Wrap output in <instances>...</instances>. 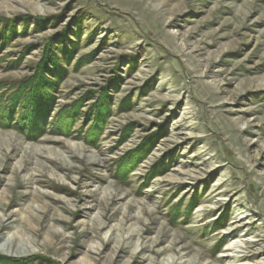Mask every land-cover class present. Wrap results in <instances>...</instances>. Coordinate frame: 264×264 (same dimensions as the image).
Returning <instances> with one entry per match:
<instances>
[{"label":"rangeland","instance_id":"rangeland-1","mask_svg":"<svg viewBox=\"0 0 264 264\" xmlns=\"http://www.w3.org/2000/svg\"><path fill=\"white\" fill-rule=\"evenodd\" d=\"M0 21V264H264V0H0ZM61 39L34 131L21 81Z\"/></svg>","mask_w":264,"mask_h":264},{"label":"trees","instance_id":"trees-1","mask_svg":"<svg viewBox=\"0 0 264 264\" xmlns=\"http://www.w3.org/2000/svg\"><path fill=\"white\" fill-rule=\"evenodd\" d=\"M61 40V42L56 43L57 45L48 47V51L45 54L46 56L36 65L35 74L21 81L20 88L24 91L25 89L29 91L28 93L27 91L26 93L24 92L22 95L25 98L23 103L25 107L21 105L20 107L25 109L27 106L28 109L31 110L29 111L31 113V118L33 121L35 120L31 126L33 129L41 126V121L45 120L44 117L47 116L53 108V94L61 77H63L65 73L62 64H68L71 59V54H69V52H72L73 48L71 45L65 47L66 45L63 44V39ZM19 95L17 94V97H14V102H18ZM35 113L36 115H34ZM18 114L16 115L17 118L19 116ZM35 116H39L41 119L36 120ZM4 117L9 119V113L5 114ZM22 125L23 124H21V126ZM39 129L36 128L34 131H39Z\"/></svg>","mask_w":264,"mask_h":264},{"label":"bare ground","instance_id":"bare-ground-1","mask_svg":"<svg viewBox=\"0 0 264 264\" xmlns=\"http://www.w3.org/2000/svg\"><path fill=\"white\" fill-rule=\"evenodd\" d=\"M1 221V220H0ZM141 249V248H140ZM156 252V251H155Z\"/></svg>","mask_w":264,"mask_h":264}]
</instances>
